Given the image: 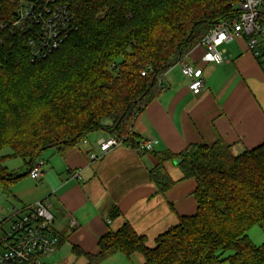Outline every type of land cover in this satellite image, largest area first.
Returning <instances> with one entry per match:
<instances>
[{"label": "trees", "instance_id": "16d2710c", "mask_svg": "<svg viewBox=\"0 0 264 264\" xmlns=\"http://www.w3.org/2000/svg\"><path fill=\"white\" fill-rule=\"evenodd\" d=\"M238 0H70L77 31L40 62H32L27 35L0 46V152L32 165L52 148L74 147L105 131L126 139L138 115L160 92L164 74L209 33L237 15ZM145 73V76H142ZM0 157V188L21 179ZM179 160L184 180H193L196 213L183 216L154 248L129 223L98 244L88 264L120 253L141 255L144 264H264V244L248 237L264 233V143L235 156L223 140L195 144L180 155L164 153L151 171L159 192L173 182L164 162ZM120 212L111 214L115 218Z\"/></svg>", "mask_w": 264, "mask_h": 264}, {"label": "crops", "instance_id": "0c3cea01", "mask_svg": "<svg viewBox=\"0 0 264 264\" xmlns=\"http://www.w3.org/2000/svg\"><path fill=\"white\" fill-rule=\"evenodd\" d=\"M217 50L224 58L220 64L200 43L181 60L203 70L205 87L199 95L190 92L179 65L168 69L160 80V92L137 116L132 128L141 142H154L151 151L140 153L121 146L91 161L90 154L99 152L98 141L110 136L99 131L88 135L86 143L48 149L49 158L41 156L46 166L38 180L30 177V166L22 160L27 169L24 175L4 165L10 173L23 176L8 190L0 188L12 210L41 201L50 205L59 243L42 264H74L80 259L88 264L87 258L77 256L73 249L96 255L99 241L127 223L146 238L148 248H154L162 234L197 209L192 196L195 182L184 180L173 161L164 162L162 170V176L173 185L165 193L159 192L151 171L162 154L180 155L192 145L223 140L239 156L264 143V65L249 52L246 38L222 43ZM11 155L12 151L0 157H7L6 162L13 159ZM116 209L120 213L112 219ZM9 217L0 215V223L5 220L3 230ZM108 262L144 264V258L137 254L128 259L118 253L101 264Z\"/></svg>", "mask_w": 264, "mask_h": 264}, {"label": "built area", "instance_id": "2783aa9c", "mask_svg": "<svg viewBox=\"0 0 264 264\" xmlns=\"http://www.w3.org/2000/svg\"><path fill=\"white\" fill-rule=\"evenodd\" d=\"M237 11L235 17L214 24L200 44L220 64L224 58L217 47L236 38H246L249 52L264 65V0H238ZM76 31L70 0H0V46L25 33L32 62L47 59ZM176 65L188 80L190 92L199 95L205 87L203 70L183 61ZM153 143L141 142L140 151H151ZM125 144L126 139L118 136L101 139L97 143L99 152L91 153L90 160L98 161L110 150ZM45 166L43 159L36 161L30 168V177L40 179ZM7 221V230H3L5 220L0 223V264H42L43 259L56 251L59 238L53 232L54 218L46 202L15 207Z\"/></svg>", "mask_w": 264, "mask_h": 264}, {"label": "rangeland", "instance_id": "374dc122", "mask_svg": "<svg viewBox=\"0 0 264 264\" xmlns=\"http://www.w3.org/2000/svg\"><path fill=\"white\" fill-rule=\"evenodd\" d=\"M237 9V6H236ZM81 143L83 144V141H81ZM51 150H47L42 154V157L44 159H48L49 158V154H50ZM7 153H11L10 149H5L3 151L0 152V156H3L4 154ZM5 166L9 169V171H14V172H18V173H22L21 175H24L27 171V169L25 167H23V163L20 159H10L7 160L6 162H4ZM46 164V161H45ZM2 193L0 190V215L4 216V217H8L9 215H12V209L11 206L9 205V203H5L6 201L4 200V197L2 198ZM10 203L13 204V201H9ZM9 228V225L6 226V230ZM248 237L251 240V242L256 245V246H262L264 244V233L263 231L260 229V227H253L252 229H250V231L248 232ZM110 262V261H109ZM107 263V264H111V263ZM74 264H86V262L84 261V259H80L78 262L74 263Z\"/></svg>", "mask_w": 264, "mask_h": 264}, {"label": "water", "instance_id": "95a60500", "mask_svg": "<svg viewBox=\"0 0 264 264\" xmlns=\"http://www.w3.org/2000/svg\"><path fill=\"white\" fill-rule=\"evenodd\" d=\"M180 163H181V162H180L179 160H175V161H174V164H175V165H179Z\"/></svg>", "mask_w": 264, "mask_h": 264}]
</instances>
